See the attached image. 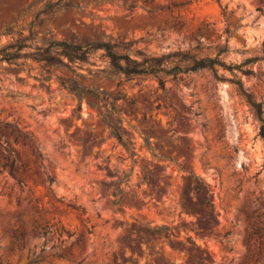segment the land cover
<instances>
[{
	"label": "rangeland",
	"instance_id": "rangeland-1",
	"mask_svg": "<svg viewBox=\"0 0 264 264\" xmlns=\"http://www.w3.org/2000/svg\"><path fill=\"white\" fill-rule=\"evenodd\" d=\"M34 1L0 0V31L27 27ZM73 1L46 20L53 37L210 56L227 39L226 63L262 55L264 0ZM90 62L46 80L37 62L0 63V264H264V141L231 73L164 77L163 90L109 74L101 50ZM247 67L237 76L264 117V60ZM59 78L106 102L78 100Z\"/></svg>",
	"mask_w": 264,
	"mask_h": 264
},
{
	"label": "trees",
	"instance_id": "trees-1",
	"mask_svg": "<svg viewBox=\"0 0 264 264\" xmlns=\"http://www.w3.org/2000/svg\"><path fill=\"white\" fill-rule=\"evenodd\" d=\"M219 1V0H217ZM263 2V0H259ZM79 5L73 0H35L29 5L30 21L27 27H19L15 29L13 25L7 26L0 34L10 37L0 46V63L15 65L20 68L29 67L28 60L40 64L43 79H49L52 67H61L72 72L85 64H91L90 58L97 50H101L103 55L108 59V73L120 76L124 79H132L137 76H152L158 80V85L165 90L164 77L176 79L177 76L202 69H209L214 72L216 79H223L217 74V67L228 70L231 77L228 78L238 91L246 99L247 103L253 110L255 117L259 122L258 134L264 141V117L262 102L255 101L252 94L243 86L241 79L237 76L240 74H253V70L247 65L257 60H264V46L261 56L248 57L241 63H226L220 58L221 54H226L231 49L227 45V39L222 45L214 47L216 54L199 55L195 52L184 51L180 49L171 50L161 54L148 53L141 48L135 47L139 39L132 40H89L77 41L68 38H55L51 35V30L47 27L43 29L46 20L51 19L57 13L68 8H76ZM225 6H223V9ZM262 11L261 8H258ZM237 26L234 28L236 30ZM233 30V31H234ZM228 36L232 33L226 30ZM203 47L196 45L194 50H201ZM60 84L72 92L78 100L86 99L88 104H93L89 98H95L98 102H106V92L95 91L78 83L74 78H59ZM96 106L99 107L98 103ZM17 134L27 137V134L17 130ZM116 138L120 140V135L114 133ZM7 138L3 143H7ZM16 140V139H14ZM1 143V139H0ZM6 155L5 162L2 167H8V173L17 182L21 180L15 176L16 157L13 156L12 150L7 146H3ZM41 155L39 154V157ZM49 183L53 179L47 176ZM162 228V227H160ZM49 232L44 229L42 234ZM55 232L62 234L65 232L67 236L71 233L58 229ZM32 262V261H31Z\"/></svg>",
	"mask_w": 264,
	"mask_h": 264
}]
</instances>
